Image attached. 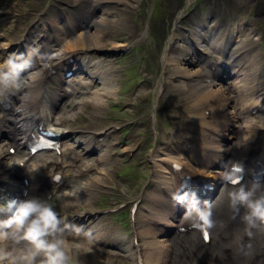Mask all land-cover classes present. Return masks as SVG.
<instances>
[{
	"label": "bare ground",
	"instance_id": "obj_1",
	"mask_svg": "<svg viewBox=\"0 0 264 264\" xmlns=\"http://www.w3.org/2000/svg\"><path fill=\"white\" fill-rule=\"evenodd\" d=\"M78 1L81 2V0ZM89 1L94 5L95 13H98L93 20H88L86 23L74 21L70 24L68 22L65 25L53 19L40 21L42 32L39 36L31 33L21 35L24 43L16 46L17 49L21 47L19 54L24 51L29 53L32 48L39 49L40 55L33 58L30 69H37L39 73L30 74L25 88L21 91L17 86L8 90L0 89V105L3 107H0V131L5 127L4 130L11 134L9 141L0 138V204L9 199L41 198L42 189L47 187L55 189V186L62 181V171L65 168L75 165L77 173L82 170L87 172L95 169L96 163H104L107 159V151H104L98 155L92 166L87 163L88 160L80 157L83 161L81 165H85L81 170L78 169L73 157L70 160L71 163H65L66 155L71 154L74 147L81 144L76 141L77 139L64 144V135L68 131L65 129L66 122L71 121V116L55 113L56 107L63 105L73 94L82 93L80 92L82 87L86 88L83 94L87 91V82L64 78V74L70 69L82 71L91 81L96 79L101 83L98 91L91 94L90 99L82 98L75 103L79 108L91 102L102 106L107 101L105 99L116 92L112 86L105 85L108 77H105L107 70L104 66L109 67L110 62L92 58L89 53L99 55L100 50L104 48L99 46L101 43L98 40V28L103 22V19L101 20L104 17L103 14L108 11L106 10L108 4L113 2L123 4L121 3L123 1ZM237 1L243 2L241 4L245 6L254 3V0ZM79 2L76 3L79 4ZM207 24L208 21L202 22L198 29L191 32V37L186 38L188 46L184 45L183 41L181 44L180 40H176L177 33L173 32V36L167 40L164 51L160 55L161 61L158 65L160 70L158 83H160L157 88L161 89L172 83L177 87L180 85L185 87L193 94L189 95L191 102L189 114L191 115L186 114L185 120L186 123H192L190 125L192 130L189 126L178 127L177 134L173 135L169 143L171 149L159 151L153 148L148 153L147 159L152 173L146 178V185L151 189L143 187L135 199L125 202V205H130L129 208L134 210L130 212L131 233L124 235L125 243L120 240L118 243L123 244L120 246L123 247L122 254L126 256L128 264H192L191 258L196 261V264H264V228L252 229L251 236L247 234L246 225L242 219L245 210L241 208L240 212L236 213L230 207L228 192L233 187L224 179L228 162L242 161L245 167L243 183L251 182V175L259 165H263L260 181L264 184V148H260L257 142L258 136L264 134V120L260 123L250 120L243 127L235 125L238 119H241V115H245V111L252 106H256L253 107L255 110L257 108L264 110V96L255 98L252 101L253 104L248 105L247 100L243 102L237 95L233 94L234 97L226 95L227 91L230 93L234 90L238 91V83L221 89L210 80L209 71L203 73L199 71V68L197 70L191 67L189 63L207 57L217 49V43H212V35L209 36ZM242 26L239 23L231 26L230 36L235 39ZM208 40H211L210 44L206 43ZM219 44L218 56L221 57L220 54L225 47L221 46L222 43ZM113 47L115 51L124 46L117 43ZM13 50L15 46L13 48L9 43L0 47V63L13 53ZM229 58L230 60L227 62L225 60L226 63L223 62V64L227 68L232 64L238 67L235 72L240 82L244 80L245 83L250 81L257 83L259 78L252 64L256 56L250 57L249 53L242 56L239 51H232ZM196 62L193 64L195 65ZM211 66L214 67L210 65L209 69ZM38 80L41 83L40 87L35 85ZM49 85H54V89L50 90ZM217 88L220 89L217 90ZM231 105H233L231 107L233 112L229 113L226 110ZM34 126L41 130L39 132L44 133V138L54 136L58 148L45 150L46 154L41 153L40 157L39 155L34 157V154L27 149L23 156H20L19 150L27 147L36 133ZM252 128L256 133L250 131ZM109 133L110 131L103 132L101 135L108 137ZM100 138L99 134L93 133L87 139H83L87 145H83L82 152L99 150L104 143L99 142ZM112 152L114 151L108 153V158L114 160L109 155ZM33 157L35 160L31 162ZM176 163L182 164L179 170L174 167ZM102 169H99V172L95 170L98 175L95 176V185L103 184L99 180ZM186 183L190 186L184 191L195 192L199 199L201 190L206 189L205 202H211L213 205V219L217 223L216 227L209 232L208 243L203 241L198 230L191 228L190 219L186 218L189 210L187 206L178 204L173 199V195L180 192L181 187ZM88 184L84 185L88 186ZM25 192L23 198L22 194ZM57 198L68 209L79 206L80 202L84 206L87 202L80 201L82 199L79 200L78 196H74L73 191L63 193ZM205 202L200 201L201 207ZM121 208L122 206H118L117 210ZM60 215L66 217L72 224L83 226L84 230L90 231V234L93 232L91 226L95 216L93 210L82 209L77 216L74 215L75 219ZM3 218L5 217L0 215V219ZM169 231L173 235L171 239L167 235ZM75 238L76 235L72 233L67 236L68 241H74ZM93 245L95 246L89 242L81 246L76 244L74 247V244L68 243L72 253L78 254L80 259L91 261L92 264H102L99 258L102 248L95 252L91 249L94 248ZM16 254L19 255V253Z\"/></svg>",
	"mask_w": 264,
	"mask_h": 264
},
{
	"label": "rangeland",
	"instance_id": "obj_2",
	"mask_svg": "<svg viewBox=\"0 0 264 264\" xmlns=\"http://www.w3.org/2000/svg\"><path fill=\"white\" fill-rule=\"evenodd\" d=\"M122 1L123 4L115 2L108 4L106 9L108 11L103 14L104 17L101 18L103 22L98 28V40L101 43L99 46L104 48L100 50L99 55L89 53L92 58L96 57L98 60L105 59L107 63L110 62L109 67L104 66L107 70L105 77H108L105 85L112 86L116 92L111 97L106 99L104 97L107 101L102 106L91 102L79 108L75 103L82 98L90 99L91 94L98 91L101 83L96 79L91 81L89 76L82 71L70 69L64 75L69 73L68 77L71 79L87 82V91L83 94L86 88L82 87L80 90L82 93L73 94L63 105L55 109V113L59 115L69 114L71 116V121L66 122L65 129L68 131L64 135V144H68L72 139H77L76 141L81 144V146L76 145L71 154L66 155L65 163H71L70 160L73 157L78 169L81 170L85 167L81 165L83 162L81 158L88 160L87 163L93 166L98 155L107 151V159L104 163H96L95 169L87 172L82 170L77 173L75 165L65 168L62 171L63 179L55 186L56 188L47 187L41 192L42 199L49 197L56 211L68 218L75 219L74 215L77 216L82 209H91L95 212L91 221L93 232H91L90 239L89 236L81 234L76 235L75 240L69 242L74 244V247L76 244L81 246L90 242V244H95L94 248H91L95 252L101 247L104 250L100 249L99 255L102 264H128L126 256L122 254L123 247L120 246L126 242L124 235L131 233L130 205H125V202L135 199L143 187L151 189L146 185V178L152 173L147 159L148 153L153 148L159 151L160 149H171L169 143L173 135L177 134L178 127L189 126L192 130L190 126L192 123H186L185 120L187 115H191L189 114L191 110L189 95L193 94L185 87L181 85L177 87L172 83L161 89L157 88L160 83H158L160 81L158 80L160 78L158 67L161 61L160 55L164 51L167 40L173 36V32L177 33L176 40H180L181 44L183 41V44L188 46L186 38L191 37V32L198 29L202 22L208 21L207 31H210L209 36L212 35V43H217V49L207 57L196 59L195 65L193 64L195 62L188 63L191 67L193 66V69L198 70L199 68L200 72L209 71V78L216 87L223 89L238 83V91L234 90L230 93L226 90V95L229 97L237 95L243 102L247 100L248 105H251L255 98L264 96V0H254L253 5L247 4V6L237 0ZM76 2L79 1L0 0V47L9 43L13 48L15 46L13 53L19 54L21 47L17 49L16 46L24 43L21 35L31 33L39 36L42 32L40 21L53 19L65 25L74 21L86 23L98 16L94 5L89 0H81L79 4ZM238 23L243 26L239 28L234 39L230 36V30L231 26ZM117 43L124 47L114 51L112 47ZM206 43L210 44L211 40ZM219 43L225 47L220 54L221 57L218 56ZM232 51H239L242 56L245 53H249L250 57L256 56L252 64L259 78L257 83L252 81L245 83L244 80L240 82L235 72L238 67L235 64L230 65L229 68L224 66L223 62L230 60ZM22 54L27 57L29 53L24 51ZM188 63L186 64L189 65ZM210 65L214 67L211 66L209 69ZM33 72L39 73L37 69H33L23 74L17 85L20 91L25 88L29 75ZM261 77L263 79H260ZM40 84L39 80L35 83L39 87ZM49 86L50 90L54 89V85ZM242 87L246 88L242 89ZM232 106H229L226 111L233 112ZM253 107L256 106H252L245 111V115H241L236 126L243 127L250 120L258 123L264 120V110L259 108L255 110ZM4 128H1L0 138L9 141L11 134ZM251 130L256 133L254 128ZM108 131H110L108 137L101 135ZM93 133L99 134L101 137L99 142H104L103 146L99 150L92 149L90 152H82L83 145H87L83 139H87ZM257 142L260 148H264V134L258 136ZM112 150L114 152L109 155L114 160L108 158V153ZM19 151L20 156H23L27 149L23 147ZM41 153L46 154L44 151H39L34 153V157L36 155L40 157ZM34 157L30 160L31 162L35 160ZM99 169L103 170L99 179L103 184L95 185L94 180L95 176H98L96 172H99ZM85 183H89L88 186H85ZM69 191H79V200L87 201L84 206L81 202L79 206L72 207V209L63 206L57 197ZM201 199L205 202L207 197L204 196ZM118 206L122 208L117 210ZM167 235L170 239L173 236L170 231ZM119 240L122 243H118ZM191 259V263L196 264V261ZM83 261L86 264H92L91 261Z\"/></svg>",
	"mask_w": 264,
	"mask_h": 264
},
{
	"label": "clouds",
	"instance_id": "obj_3",
	"mask_svg": "<svg viewBox=\"0 0 264 264\" xmlns=\"http://www.w3.org/2000/svg\"><path fill=\"white\" fill-rule=\"evenodd\" d=\"M39 55L38 48L30 49L27 57L9 54L0 63V89L17 86L23 74L32 68L33 58ZM174 167L179 170L182 164L176 163ZM244 173L242 161H229L224 179L233 186L228 192L230 207L236 213L241 208L245 210L242 219L247 234L251 236L252 229L264 228V184L259 178L243 183ZM189 186L186 183L183 188ZM73 195L78 196V192H73ZM173 199L189 209L186 218L190 219L192 229L205 236L216 227L211 202L200 207L196 193L184 190L175 193ZM0 215L5 217L0 219V264H84L79 255H74L68 247L67 236L69 233H83L90 237V231L62 217L49 198L9 199L0 204Z\"/></svg>",
	"mask_w": 264,
	"mask_h": 264
},
{
	"label": "snow or ice",
	"instance_id": "obj_4",
	"mask_svg": "<svg viewBox=\"0 0 264 264\" xmlns=\"http://www.w3.org/2000/svg\"><path fill=\"white\" fill-rule=\"evenodd\" d=\"M208 238V235L207 234H205V239H207Z\"/></svg>",
	"mask_w": 264,
	"mask_h": 264
}]
</instances>
